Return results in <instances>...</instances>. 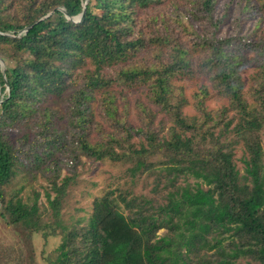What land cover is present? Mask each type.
Wrapping results in <instances>:
<instances>
[{
    "label": "trees",
    "instance_id": "trees-1",
    "mask_svg": "<svg viewBox=\"0 0 264 264\" xmlns=\"http://www.w3.org/2000/svg\"><path fill=\"white\" fill-rule=\"evenodd\" d=\"M84 1L0 0V264H36V235L52 264H264V0H87L74 23ZM82 158L150 195L107 184L64 224Z\"/></svg>",
    "mask_w": 264,
    "mask_h": 264
},
{
    "label": "rangeland",
    "instance_id": "rangeland-1",
    "mask_svg": "<svg viewBox=\"0 0 264 264\" xmlns=\"http://www.w3.org/2000/svg\"><path fill=\"white\" fill-rule=\"evenodd\" d=\"M226 3L225 0H221L218 5L220 13H222V5ZM165 12L170 16H174V13H181L182 6L175 8L169 5ZM226 24L223 27V31L227 29ZM229 28V27H228ZM252 72L251 68H247V71L243 73L244 81L248 79V75ZM204 84L201 80L185 81L183 83L185 92L188 98L190 95L198 89V87ZM207 108L211 111L216 108L227 105L225 100L219 99L212 96L207 102ZM186 110L192 113V109L189 106ZM262 148L264 151V132L261 135ZM241 155L240 150L236 152V158ZM158 160V158L153 159ZM82 165L78 167L79 175L74 185H72L65 196L63 207L61 210V218L64 224L68 226H85L92 214V202L95 196H98L103 188L107 184H112V187L121 186L124 189L130 188L135 194H143L146 196L150 195V185H146L143 178L135 180L133 183L126 185L125 182L129 181V178L125 174V167L113 166L107 162H90L87 159L82 158ZM237 165L240 168L241 165L237 161ZM42 184V183H41ZM44 185V184H42ZM53 196V194H52ZM41 203L44 204L45 208L47 205L44 202V197L41 192L40 196ZM163 231L158 232L159 235ZM9 240L8 235H5L0 231V243H5ZM60 236L49 237L46 240L42 239L41 236L33 238L32 248L34 250V261L36 264H52L55 258V250L60 244Z\"/></svg>",
    "mask_w": 264,
    "mask_h": 264
},
{
    "label": "water",
    "instance_id": "water-1",
    "mask_svg": "<svg viewBox=\"0 0 264 264\" xmlns=\"http://www.w3.org/2000/svg\"><path fill=\"white\" fill-rule=\"evenodd\" d=\"M86 4H87V0L84 1V4H83V11H82L78 16H76V17L74 18V23L80 22V21L82 20V18H83V14H84V11H85V6H86ZM61 10L63 11V9H61ZM46 18H47V16H45L44 18H42L40 21H42V20H44V19H46ZM27 28H28V27H26L25 29H23V30L17 32L16 35H14V37H15V36H19L22 32L26 31ZM4 35H5V36H8L7 34H4ZM12 37H13V36H12ZM0 67L3 68L4 70L6 69V63H5V61H4L3 59H1V58H0Z\"/></svg>",
    "mask_w": 264,
    "mask_h": 264
}]
</instances>
